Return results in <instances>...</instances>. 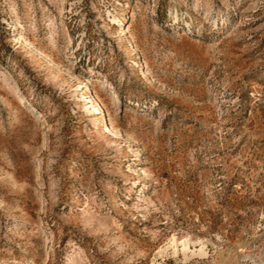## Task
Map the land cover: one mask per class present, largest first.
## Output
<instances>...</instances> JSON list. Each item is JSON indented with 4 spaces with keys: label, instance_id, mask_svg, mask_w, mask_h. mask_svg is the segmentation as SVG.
Instances as JSON below:
<instances>
[{
    "label": "rangeland",
    "instance_id": "rangeland-1",
    "mask_svg": "<svg viewBox=\"0 0 264 264\" xmlns=\"http://www.w3.org/2000/svg\"><path fill=\"white\" fill-rule=\"evenodd\" d=\"M0 264H264V0H0Z\"/></svg>",
    "mask_w": 264,
    "mask_h": 264
}]
</instances>
